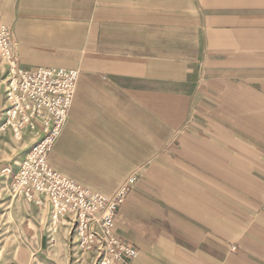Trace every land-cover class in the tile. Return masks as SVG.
I'll return each mask as SVG.
<instances>
[{"label": "crops", "instance_id": "obj_1", "mask_svg": "<svg viewBox=\"0 0 264 264\" xmlns=\"http://www.w3.org/2000/svg\"><path fill=\"white\" fill-rule=\"evenodd\" d=\"M18 2L29 67L80 70L50 163L105 194L140 171L135 264H264V0Z\"/></svg>", "mask_w": 264, "mask_h": 264}, {"label": "built area", "instance_id": "obj_2", "mask_svg": "<svg viewBox=\"0 0 264 264\" xmlns=\"http://www.w3.org/2000/svg\"><path fill=\"white\" fill-rule=\"evenodd\" d=\"M8 34L7 26L1 25L0 53L10 63L3 126L12 127L17 133L29 127L35 137L20 162L12 187L14 194L49 204L53 222L70 224L72 243L87 248L101 237H113L115 264H135L138 248L113 232L116 208L138 181L140 171L133 170L112 193L105 194L50 163V152L69 118L80 70L53 65L24 69L18 64Z\"/></svg>", "mask_w": 264, "mask_h": 264}, {"label": "rangeland", "instance_id": "obj_3", "mask_svg": "<svg viewBox=\"0 0 264 264\" xmlns=\"http://www.w3.org/2000/svg\"><path fill=\"white\" fill-rule=\"evenodd\" d=\"M17 9L18 0H0V26L8 28V39L18 57L19 66L36 68L29 67V61L23 58L22 48L26 45L29 50V40H22V35L27 31L29 33V29L18 30L17 20L13 19ZM72 62V57L63 62L47 61L53 63L49 65L67 68H73L68 65ZM9 80L10 63L0 53V264H115L117 254L111 243L113 237H101L87 248L72 243L74 235L70 224L66 221L53 222L49 204L14 194L12 187L20 162L35 137L29 127H23L17 133L12 127L3 126ZM118 207L113 232L116 237H120L116 229Z\"/></svg>", "mask_w": 264, "mask_h": 264}]
</instances>
